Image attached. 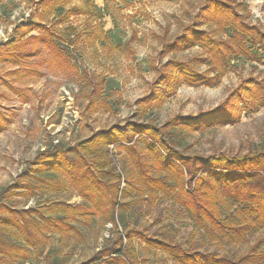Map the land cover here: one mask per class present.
Returning a JSON list of instances; mask_svg holds the SVG:
<instances>
[{
    "label": "trees",
    "instance_id": "obj_1",
    "mask_svg": "<svg viewBox=\"0 0 264 264\" xmlns=\"http://www.w3.org/2000/svg\"><path fill=\"white\" fill-rule=\"evenodd\" d=\"M73 1L35 0L38 9L42 8L41 19L22 23L24 32L17 28L4 45L0 43V62L25 61L44 49L53 68H77L53 24L44 22L53 15L64 23L73 15L89 14L86 4L96 7L94 0H80L85 4L68 8ZM249 15L246 4L239 0H203L192 21L164 43L162 55L199 45L206 56L165 63L157 82L162 92L158 89L139 98L140 108L160 106L182 84L217 85L234 59L264 54V31L249 21ZM202 25L215 29H200ZM68 29L76 31L72 26ZM21 31L37 34L20 40L17 34ZM217 32L229 34L222 38ZM30 42L32 46H28ZM200 64L208 68L200 71ZM89 84L87 110L110 109L100 93L102 85ZM8 86L23 94L13 84ZM259 107H264V78L250 77L221 104L194 116L178 114L163 124L127 118L73 143L51 141L0 189V264L24 262L33 250L45 248L50 235L64 238L73 232L83 236L97 222L113 226L112 235L91 259L97 264H138L136 239L145 248L163 251L176 264H264V136L246 152L204 154L191 151L188 145L192 133L235 124L246 109ZM10 121L0 108V133ZM116 153L122 156L120 167L114 160ZM65 189L76 191L81 202L50 200L20 208L10 203L20 195L30 199L48 190ZM162 202H166L169 216L175 213L190 220L193 231L186 242L158 236L149 227L142 230L129 225V211L136 213L145 204ZM252 237L255 242L240 256L195 247L197 238L245 244Z\"/></svg>",
    "mask_w": 264,
    "mask_h": 264
},
{
    "label": "rangeland",
    "instance_id": "obj_2",
    "mask_svg": "<svg viewBox=\"0 0 264 264\" xmlns=\"http://www.w3.org/2000/svg\"><path fill=\"white\" fill-rule=\"evenodd\" d=\"M239 1L246 4L249 21L264 31V2ZM202 3L203 0H94L96 7L86 4L89 14L73 15L64 23L49 15L44 22L53 24V31L72 54L77 68L64 71L53 68L44 49L25 61L0 62V108L11 118L7 129L0 133V189L12 182L51 141L73 143L127 118L163 124L178 114L194 116L221 104L243 80L263 79L264 54L261 52L258 58L234 59L217 85L182 84L160 106H149L144 111L140 108L139 98L158 89L162 92L163 87H158L157 82L165 63L206 56L199 45L162 55L164 43L182 32L184 25L199 13ZM84 4L76 0L67 7ZM39 9L35 0H0V43L4 45L17 28L24 32L22 23L29 25L40 20L42 8ZM68 26L76 31L71 33ZM209 28L215 29V26L200 27ZM22 31L17 34L20 40L37 34L33 31L25 35ZM228 34L217 32L216 36L225 38ZM3 47L11 51L8 46ZM207 68L206 64L197 65L200 71ZM89 81L102 85L100 93L108 100L110 109L87 110ZM8 83L20 88L23 94H16ZM263 136L264 107L249 108L235 124L192 133L188 136V145L191 151L204 154L246 152L260 143ZM121 158L120 153L115 154L117 167L121 166ZM50 200L79 203L82 199L76 191L65 189L48 190L30 199L20 195L10 203L20 208ZM166 206V202L152 203L145 204L136 213L129 211V225L142 230L149 227L158 236L186 242L193 225L185 216L175 213L169 216ZM112 233V224L97 222L85 229L83 236L73 232L64 238L52 234L42 251L33 250L24 262L12 264H97L91 259ZM255 240L252 237L245 244H217L197 238L195 247L240 256ZM135 245L140 254L138 264H176L163 251L145 248L138 239Z\"/></svg>",
    "mask_w": 264,
    "mask_h": 264
},
{
    "label": "crops",
    "instance_id": "obj_3",
    "mask_svg": "<svg viewBox=\"0 0 264 264\" xmlns=\"http://www.w3.org/2000/svg\"><path fill=\"white\" fill-rule=\"evenodd\" d=\"M259 1L264 2V0H259Z\"/></svg>",
    "mask_w": 264,
    "mask_h": 264
}]
</instances>
